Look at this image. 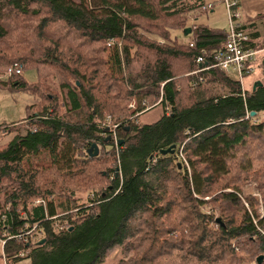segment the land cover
Wrapping results in <instances>:
<instances>
[{
	"label": "trees",
	"instance_id": "obj_1",
	"mask_svg": "<svg viewBox=\"0 0 264 264\" xmlns=\"http://www.w3.org/2000/svg\"><path fill=\"white\" fill-rule=\"evenodd\" d=\"M204 5L0 0V88L36 98L24 121L0 127L1 139L14 134L0 146L6 264H105L118 249L132 254L126 264H258L264 215L244 186L257 184L264 208V18L247 24L262 86L243 92L217 68L202 82L189 75L225 51L227 30L193 25L190 43L171 38ZM15 65L23 73L7 76ZM155 106L163 116L142 126Z\"/></svg>",
	"mask_w": 264,
	"mask_h": 264
},
{
	"label": "rangeland",
	"instance_id": "obj_2",
	"mask_svg": "<svg viewBox=\"0 0 264 264\" xmlns=\"http://www.w3.org/2000/svg\"><path fill=\"white\" fill-rule=\"evenodd\" d=\"M210 2L214 3L213 10H210V11L198 10L196 12L188 14L189 16L186 21V25H187L186 29H192L193 25H197V26H206V27L213 28V29H220V30L228 31L230 25H229V13L227 11L226 5L223 2L216 1V0H210ZM239 14L242 17V22L248 25L252 23V21L248 22L244 20V14L242 12L241 7L239 9ZM259 18L260 19L264 18V15H260ZM185 30L171 31L172 40L177 41L179 44L190 43L193 37L189 35L185 36L184 34ZM260 43H263V39L260 40ZM259 75L260 73L256 72L251 77H248L247 79H245V83H244L245 89L250 88L253 85L254 81H256L257 79H260L261 77ZM23 76H24V79L29 83L35 82L37 79L36 74L32 71H28V72L25 71ZM229 76L235 80H238L236 73L233 71L229 72ZM58 84L59 83L57 81L54 83V85L56 86H58ZM35 103H36V98L32 94H29L23 91L12 92L10 90L0 88V127L4 124H12L15 122L24 121L28 117L30 106ZM133 105L134 104H132V106ZM132 106L130 105V107ZM163 114H164L163 107L155 106L151 108L148 112L144 113L140 117L139 122L142 126L153 124L159 121L160 118L163 116ZM259 119L261 121H264V114H261L259 116ZM22 127H24L23 133L26 132L25 129H29V127H26L25 124ZM4 131L5 130L0 129V136L4 135ZM13 136L14 134H11L9 136H6L5 138H2V139L0 138V146L8 143L13 138ZM41 159L42 158L39 157L37 158V161H41ZM257 187L258 186L256 183L250 182L244 186V193L245 195H251L252 197H256L259 200L258 210H259L260 215L263 216L264 208H263L262 196H261V192L258 190ZM91 192L92 191H89L87 193H76V196L79 199V203L81 204L86 203V201L88 200V197H90L89 194ZM40 201L41 200H37L33 203L37 205L38 203H40ZM30 207L31 205L29 206V208ZM131 258H132V254L126 256L121 252V250L118 249L109 256L105 264H126L127 262L131 260ZM31 263H32L31 259H25L20 264H31ZM0 264H6L5 259L3 257V241H0Z\"/></svg>",
	"mask_w": 264,
	"mask_h": 264
},
{
	"label": "built area",
	"instance_id": "obj_3",
	"mask_svg": "<svg viewBox=\"0 0 264 264\" xmlns=\"http://www.w3.org/2000/svg\"><path fill=\"white\" fill-rule=\"evenodd\" d=\"M221 1L226 5L227 11L229 13V29L227 35V42L225 45V51L223 53H218L214 57H212L213 64L212 66H208L209 64L206 62V58L201 56L197 59V63L199 64V68L192 72L189 75H193L196 77V80L199 82L203 81V77L201 74L205 71H208L210 68H217L223 71L226 74L233 71L236 73L238 77V81L241 84L243 92H245V79L252 76L256 72L255 62L258 52L247 48L248 43L251 41V32L252 29L248 27V25L242 22V17L239 14V9L241 7L240 0H216ZM214 3L208 2L205 0V5L202 7V10L210 11L213 10ZM204 64L206 66H204ZM23 73L22 68L19 65H15L12 69H10L7 73V76H11L13 74L21 75ZM194 85H197V81L194 80ZM169 112V109H167ZM117 141V138L115 137ZM184 159L183 155L181 154ZM185 160V159H184ZM45 205L44 201H40L37 205ZM67 223H60L55 225L56 230H64L67 228ZM36 230V226L33 227L31 231H27V236L34 239L33 232ZM28 237L23 239L24 242L28 241ZM5 242H3V246Z\"/></svg>",
	"mask_w": 264,
	"mask_h": 264
},
{
	"label": "crops",
	"instance_id": "obj_4",
	"mask_svg": "<svg viewBox=\"0 0 264 264\" xmlns=\"http://www.w3.org/2000/svg\"><path fill=\"white\" fill-rule=\"evenodd\" d=\"M241 8L244 14V20L254 23L260 20V15H264V0H241ZM261 27H259V30L264 35V29L262 28V30ZM263 53L262 51L260 54Z\"/></svg>",
	"mask_w": 264,
	"mask_h": 264
},
{
	"label": "water",
	"instance_id": "obj_5",
	"mask_svg": "<svg viewBox=\"0 0 264 264\" xmlns=\"http://www.w3.org/2000/svg\"><path fill=\"white\" fill-rule=\"evenodd\" d=\"M191 33H192V29H186L184 32L185 36L191 35ZM258 86H260V87L262 86V83L260 81L256 82L253 85V90L255 91ZM255 115H256L255 112L250 113V117H254ZM107 131H109V129ZM110 140H111V137L109 136L108 141H110ZM120 144H122V142ZM176 148L177 147L175 145H173V146L169 147L168 149L161 150L160 154L163 156L174 155L176 153ZM87 154L89 155L90 158H95V157L99 156L100 155L99 145L91 144L87 150ZM180 168H181V165H180ZM217 222H220V220L218 219ZM44 243H45V240L41 241L39 243V245H43ZM263 260H264V256L259 257L258 258V264H262Z\"/></svg>",
	"mask_w": 264,
	"mask_h": 264
}]
</instances>
